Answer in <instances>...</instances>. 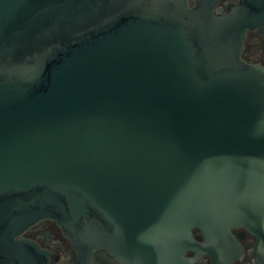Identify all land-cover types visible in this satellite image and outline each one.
Returning <instances> with one entry per match:
<instances>
[{
  "label": "water",
  "instance_id": "obj_1",
  "mask_svg": "<svg viewBox=\"0 0 264 264\" xmlns=\"http://www.w3.org/2000/svg\"><path fill=\"white\" fill-rule=\"evenodd\" d=\"M0 0V264L50 217L98 264H187L264 229V0ZM199 227L206 236L199 242Z\"/></svg>",
  "mask_w": 264,
  "mask_h": 264
},
{
  "label": "flooded vegetation",
  "instance_id": "obj_2",
  "mask_svg": "<svg viewBox=\"0 0 264 264\" xmlns=\"http://www.w3.org/2000/svg\"><path fill=\"white\" fill-rule=\"evenodd\" d=\"M188 1L191 3L195 0ZM227 1L229 0H219L217 6H222L225 10ZM241 54L248 62L264 66V29H247ZM231 233L233 240L187 248V264H264V229L259 231L245 225H235L231 227ZM193 234L197 241H206V236L199 227H193ZM20 236L31 238L46 249L51 264H76L78 261V249L53 218L40 219ZM94 256L98 264H123L106 247L96 248Z\"/></svg>",
  "mask_w": 264,
  "mask_h": 264
}]
</instances>
